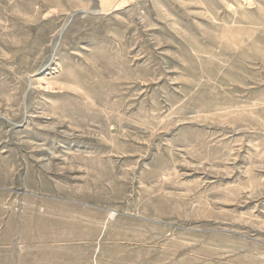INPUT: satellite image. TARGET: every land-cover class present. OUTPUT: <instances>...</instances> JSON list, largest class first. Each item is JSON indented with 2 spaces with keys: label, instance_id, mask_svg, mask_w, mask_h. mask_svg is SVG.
<instances>
[{
  "label": "rangeland",
  "instance_id": "obj_1",
  "mask_svg": "<svg viewBox=\"0 0 264 264\" xmlns=\"http://www.w3.org/2000/svg\"><path fill=\"white\" fill-rule=\"evenodd\" d=\"M260 1L0 0V264H264Z\"/></svg>",
  "mask_w": 264,
  "mask_h": 264
},
{
  "label": "bare ground",
  "instance_id": "obj_2",
  "mask_svg": "<svg viewBox=\"0 0 264 264\" xmlns=\"http://www.w3.org/2000/svg\"><path fill=\"white\" fill-rule=\"evenodd\" d=\"M226 0H221V3H226L225 2ZM238 1L239 0H236V2L238 3ZM258 1H260V0H247V5H249V6H252V7H254V5L258 2ZM261 3H260V5L259 6H257V8H258V10L259 11H257V10H254L255 12H257L256 13V17H254L253 19H252V22L253 23H264V0H262V1H260ZM230 10H232V8H233V5L232 4H230Z\"/></svg>",
  "mask_w": 264,
  "mask_h": 264
}]
</instances>
